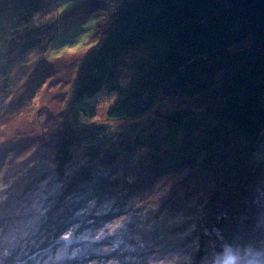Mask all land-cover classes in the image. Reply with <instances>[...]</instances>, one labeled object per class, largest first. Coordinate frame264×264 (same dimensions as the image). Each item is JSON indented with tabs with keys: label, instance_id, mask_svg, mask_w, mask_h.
Segmentation results:
<instances>
[{
	"label": "trees",
	"instance_id": "obj_1",
	"mask_svg": "<svg viewBox=\"0 0 264 264\" xmlns=\"http://www.w3.org/2000/svg\"><path fill=\"white\" fill-rule=\"evenodd\" d=\"M78 1L59 5V0H0V19L9 18L7 27L0 23V75L9 76L14 64L13 48L4 47L19 31L35 30L34 18L45 6L66 11L82 0ZM103 1L99 18L92 13L90 24L76 28L57 45L65 49L78 44L82 36H97L81 64L68 121L59 131L58 142L53 136L47 142L55 143V152L47 151L53 164L38 174L53 177L57 190L48 192L47 204L41 202L38 229L22 240L30 242L26 259L32 263L43 258L49 243L61 239L52 237V232L62 224L74 232L86 228L97 232L109 225L116 230L118 220L132 230L127 244L121 245V233L101 240L127 257L122 264H150L157 258L183 264L176 243L195 252L191 258L198 264L195 255L206 250L207 238L223 259H235L237 255L229 254L231 246L242 245L247 235L259 250L264 229L257 231L260 223L253 215L264 210L260 203L264 189L256 184L257 171L264 166L256 155L264 137V0ZM138 48L142 56L124 64ZM122 70H130L127 83ZM220 72L226 76L215 89ZM101 95H117L101 112L104 119L96 117ZM162 97L196 105L147 118ZM43 159L41 167H46ZM177 171L217 178L216 192L202 197L203 203L193 206L186 220L166 205L176 203L173 192L160 205L138 202L146 184ZM26 177L7 173V182L14 180L13 187H18L9 203L20 197L19 192L26 193ZM38 177L29 180L36 186ZM129 198L134 203L129 204ZM133 220L137 226H132ZM97 254L86 252L78 264L98 259ZM248 257L245 253L240 260L247 264ZM63 264L76 262L66 258Z\"/></svg>",
	"mask_w": 264,
	"mask_h": 264
},
{
	"label": "rangeland",
	"instance_id": "obj_2",
	"mask_svg": "<svg viewBox=\"0 0 264 264\" xmlns=\"http://www.w3.org/2000/svg\"><path fill=\"white\" fill-rule=\"evenodd\" d=\"M51 1L54 2L55 0ZM62 1L71 3V0H59V5ZM80 2V4L71 7V9L68 8L66 11H62L61 6H45L34 18L35 23L32 24V27L35 30L31 32L19 31L4 47V49L13 48L15 55L11 54V58H14V64L11 65L13 69L8 74L9 76L0 75V264H63L66 258H73L78 264L82 256L89 251L98 253L96 256L98 259H91L85 264H122L127 258L121 255L119 251L111 248L112 245L107 247L106 242L101 240V238H106L113 233L116 236L121 233L124 239L121 245H126L131 238L132 230L123 226L121 220L116 222V230H111V225H109L100 227V230L95 229L97 232H92L88 228L82 232H74L73 229L68 230L66 229L68 227L62 224L61 228L65 230L56 228L52 232V237L61 236V239L54 245L49 243L50 249L44 253L43 258L37 257L31 263L24 255L30 242L25 241V244L22 240L32 236L34 231L38 229L39 223L37 222L42 211L41 205L47 204L44 199L49 191L57 190L56 184L51 182L53 177L48 173L43 174V176L38 174L44 169H50L49 166L53 164L52 155L50 158L47 151L54 153L55 143L47 144V142L50 141L49 137L51 136L58 142L59 131L63 123L68 121L66 115L69 111L68 107L73 101L81 64L84 63V58L91 50L92 43L94 45V42L97 41V36H82L78 44L65 49H58L59 46L57 45L60 39L63 40L67 35L73 34L76 28L90 24L89 19H93L97 14L96 17L99 18L100 14L104 12L105 2L103 0H82ZM8 19L7 15H2L0 19L2 27L9 25ZM26 30H29V26ZM142 53V48L134 50L129 58L125 59L124 64L134 63L142 56ZM120 75L123 82L126 79L127 83L130 78V70H122ZM225 76L226 72L216 74L219 84L214 87L215 89L220 86V82ZM101 96H103V100ZM101 96L98 98L96 117L99 116L100 119H104V116L102 118L100 115L101 112L106 111L107 106L116 101L117 95ZM195 105L196 102L194 101L189 104L187 101H180L178 98L162 97L147 118L155 117L156 114L167 112L175 107L186 108ZM256 153L259 160H264V137ZM42 159L47 162L46 167H41ZM7 173L13 178L24 173L28 179L25 181L27 183L24 189L26 193L19 192L20 197L16 198L15 202L13 200L18 192V187H13L14 180L7 182L5 178ZM174 173V175L159 176L150 185L146 184L142 192L138 193L140 196L138 202L150 201L160 205L168 192H171V195L173 192V200L176 203L173 206L167 203L166 205L186 220L188 217L190 218L192 207L204 200L202 197H207L216 192L214 181L216 182L217 178L216 176L202 177L187 171ZM257 173H260L256 181L257 187L264 189V166L261 165ZM29 176H39L36 186L30 182ZM254 194H257L256 191ZM11 195L13 200L9 203ZM35 196L37 201L34 199ZM243 198L246 200V196ZM127 201L129 204L130 202L134 203V200H130V198ZM41 202L43 203L41 204ZM260 203H264V192ZM148 205V210H152V204L149 203ZM32 206L34 211H32ZM101 210L100 207L97 208L96 213L101 212ZM33 213L37 218L32 216ZM129 216L130 214H126L123 217ZM253 216H258L260 229L257 228V231L262 232L264 229V210L254 212ZM173 219L182 221L175 215ZM110 222L100 221L104 225L110 224ZM137 225L136 220H133L132 226ZM39 232L42 233L40 230ZM227 232L229 231L227 230ZM65 234L67 240L66 238L63 239ZM212 238L214 237L212 236ZM99 240L102 241L101 244ZM79 241H82V245H77ZM40 242L44 244L42 240ZM254 243L256 242L254 241ZM176 244L178 246L175 250L180 248L182 251L183 264H193L194 257L191 258V255H194L195 252H190L188 248H182L181 244ZM236 244L231 246L233 251L229 253L230 256L237 255L236 258L223 259V256L217 253L218 251L215 252L214 249L210 248L212 241L207 238L206 250L204 249L200 255H195V258L198 264H231L233 260L235 264H244L240 258L241 256L245 257V253H248L250 257L246 260L247 264H264V239L257 244L259 247L261 246L259 250L253 247L254 244L248 235L242 245ZM18 253L21 256H18ZM116 254L117 257H115ZM150 262V264L170 263L166 259L158 258L152 259Z\"/></svg>",
	"mask_w": 264,
	"mask_h": 264
},
{
	"label": "bare ground",
	"instance_id": "obj_3",
	"mask_svg": "<svg viewBox=\"0 0 264 264\" xmlns=\"http://www.w3.org/2000/svg\"><path fill=\"white\" fill-rule=\"evenodd\" d=\"M56 228H58V229H60V230H62V231L65 230V229H63V228H61V227H56Z\"/></svg>",
	"mask_w": 264,
	"mask_h": 264
},
{
	"label": "clouds",
	"instance_id": "obj_4",
	"mask_svg": "<svg viewBox=\"0 0 264 264\" xmlns=\"http://www.w3.org/2000/svg\"><path fill=\"white\" fill-rule=\"evenodd\" d=\"M231 264H235V261L233 260V261L231 262Z\"/></svg>",
	"mask_w": 264,
	"mask_h": 264
}]
</instances>
